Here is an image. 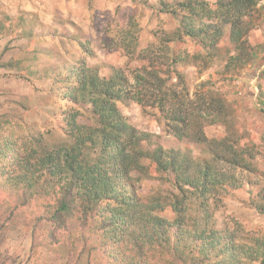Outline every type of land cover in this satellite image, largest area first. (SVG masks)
Returning a JSON list of instances; mask_svg holds the SVG:
<instances>
[{
  "label": "rangeland",
  "instance_id": "rangeland-1",
  "mask_svg": "<svg viewBox=\"0 0 264 264\" xmlns=\"http://www.w3.org/2000/svg\"><path fill=\"white\" fill-rule=\"evenodd\" d=\"M179 1L183 0H0V22L5 24L0 32V132L6 139L19 140L21 144L32 143L40 136L51 142L69 141L61 119L63 110L72 107L61 94L67 87L62 81L70 74L66 68L70 65L83 71L94 69L101 78L111 77L116 69L133 76L144 63L130 59L117 43L123 33L134 34L138 51L153 46L161 56H196L174 67L163 66L166 60L158 56L156 68L169 84L180 85V77L191 97L213 91L228 102L230 122L204 123L205 135L215 142L224 138L235 141L239 150L252 159L246 169L235 170L234 176L227 174L228 183L219 188L211 202L210 224L231 233L240 246L220 258H215L216 253L209 249L201 251L194 246H185L184 254L173 256L170 252L166 258L157 249L141 264H218L223 257H234L238 264H263L264 1L250 21V32L243 37L244 48L236 46L231 41L230 28L219 23L223 35L217 48L210 52L198 39L173 40L183 13L179 12L177 17L163 10L165 6L175 7ZM206 1L212 9L216 8L217 0ZM209 23L200 21L196 28ZM196 58H206V62ZM87 108H80L86 113L81 123L90 121ZM119 111L143 137V150L154 152L162 147L165 151L186 152L196 162L211 160L204 144L179 140L168 133L163 115L157 110L130 102L119 103ZM143 163L147 174L136 171L128 184L133 185L144 202H150L159 192H175L168 176L158 172L150 159ZM3 164L0 161V264L138 261L132 255L136 251L106 245L107 235L99 219L86 222L79 215H69L66 228L49 225L46 231L42 227L35 230V224L39 227L36 218L43 212L42 205L53 208L63 195H35L31 204L24 207L18 198L22 191L6 183L13 169L3 168ZM228 166L218 162V168L231 172ZM120 190L133 192L127 186ZM60 191L59 187L57 192ZM158 215L168 221L175 218L170 206L158 211ZM182 248L175 252L183 251Z\"/></svg>",
  "mask_w": 264,
  "mask_h": 264
},
{
  "label": "trees",
  "instance_id": "trees-1",
  "mask_svg": "<svg viewBox=\"0 0 264 264\" xmlns=\"http://www.w3.org/2000/svg\"><path fill=\"white\" fill-rule=\"evenodd\" d=\"M263 1L217 0L216 8L212 9L206 0H183L175 7L165 6L163 11L177 17L179 12L183 13L181 27L173 40L198 39L210 52L217 48L223 26L230 28L231 41L244 48L243 37L250 32V21ZM204 20L210 23L196 28ZM4 27L0 22V32ZM122 36L117 43L127 56L144 63L133 76L116 69L111 77L101 78L94 69L83 71L70 65L66 68L70 74L62 81L67 87L61 94L72 107L63 110L61 119L69 141L51 142L40 136L32 143L21 144L19 140L6 139L0 130V139L4 140H0V161L4 162L3 168L13 169L6 183L22 191L18 198L24 207L31 204L35 195L39 198L63 195L53 208L42 205L43 212L36 218L39 227L35 224V230L40 231L42 227L46 231L49 225L66 228L69 215H79L86 222L99 219L107 235L106 245L126 246L128 251H136L132 253L138 258L135 264L150 258L157 249L165 258L184 254L185 246L201 248V251L209 249L216 253L215 258L237 251L236 246H240L237 239L210 224L211 202L215 201L219 188L228 183L227 174L234 176L235 170L246 169L252 158L248 159L247 153L229 138L208 140L203 128L204 123L230 122L227 100L213 91L191 97L180 77V85L169 84L156 68L160 50L148 46L138 51L133 33ZM195 57L168 53L161 56L166 60L163 66L171 67ZM199 59L206 62V58L195 60ZM130 102L157 110L163 115L168 133L179 140L204 144L211 160L196 162L186 152L165 151L162 147L154 152L143 150V137L119 111V103ZM81 107H88L89 123L80 122L86 114ZM145 159H150L158 172L168 176L167 181L175 192L167 195L159 192L150 202L138 196L128 182L136 171L147 174ZM218 162L227 163L232 171L218 168ZM124 186L133 192L121 191ZM59 187L61 191L57 192ZM168 206L175 215L174 221L158 215V211ZM181 246L183 251L175 252ZM217 263L238 264L234 257H223Z\"/></svg>",
  "mask_w": 264,
  "mask_h": 264
}]
</instances>
